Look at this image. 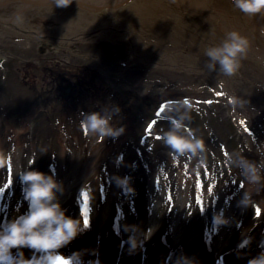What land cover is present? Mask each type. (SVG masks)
<instances>
[{"label":"rangeland","instance_id":"rangeland-1","mask_svg":"<svg viewBox=\"0 0 264 264\" xmlns=\"http://www.w3.org/2000/svg\"><path fill=\"white\" fill-rule=\"evenodd\" d=\"M80 1L88 6L94 0ZM95 2L105 8L124 4ZM7 11H2L4 20L9 16ZM69 11H62L63 15L56 12L35 15L38 21L32 32L35 36L28 38V41L34 39L33 42L18 39L26 35L11 34L7 26L0 27L4 36L0 41L8 46L10 53L22 58V70L28 63L37 69L36 50L40 44L51 41L45 37L46 30L49 25L55 26L56 33L48 32L55 38L54 51L62 54V50L71 51L73 56L70 52L62 56L74 60L73 65L82 70V79V65L86 64L92 72H97L101 84L110 87L102 99L94 100L92 112L110 117L112 127L119 124L118 128H122L129 119L125 128L131 125L144 129L145 143L131 144V141L122 152H110L109 156L107 144L115 142L117 137L100 140L91 134L88 140L80 129L73 138L57 140L56 126L49 124L41 111L42 104L34 100L39 97L38 92L30 95L29 89L18 85V75L7 74L0 84V211L2 207L7 211L14 203L25 209L21 214L28 211L25 186L20 180L22 172L38 170L52 175L54 171L63 187L58 200L73 218L81 220L84 212L94 223L110 213L114 217L111 225L119 219L123 224L128 221L126 225L134 233L156 219L163 230L159 240L165 237V231L171 234L176 230L181 242L197 238L202 241L207 236L215 246L223 228L226 250L247 249L264 242V191L234 171L243 156L258 166L257 174L264 179V167H259L264 164V33L261 32L264 15L246 16L235 9L232 0H133L119 9L104 27L107 22L97 23L99 20L88 16H80L83 18L76 21L77 15ZM89 12L82 13L89 15ZM109 12L105 10V14ZM250 22L254 23L252 28ZM231 31L245 36L249 48L238 72L227 76L218 64L214 70L208 67L211 60L205 52L222 45ZM40 59L42 66L51 61L44 54ZM68 70L75 75L80 72L73 66ZM36 74L39 78V70ZM91 76L84 80L98 84L99 78L93 81ZM160 93L175 95L183 104L169 103L156 112L151 108L140 109L142 99ZM229 97L236 103H230ZM30 116L33 118L28 122ZM181 117L183 125L192 122L191 126L180 129L183 136V131L198 136L203 127L215 131L211 144H204V151H198L201 164L199 156L177 155L169 147L159 148L161 131L172 130L171 120ZM201 118H206L207 124ZM151 119L155 121L152 127ZM127 128H123L124 132ZM22 132H28L22 136L25 144L20 141L13 144L15 135L20 138ZM141 148L148 149L155 159L147 158L144 160L147 164L141 166L130 165L129 161L138 156ZM218 148H227L229 158L222 156ZM84 171V178H79ZM229 174L231 179L225 182ZM126 176L134 191L117 186V178ZM63 193L66 196L61 201ZM245 193L250 197L246 205L241 203ZM72 211L76 213L73 215ZM142 215L147 217L146 222ZM216 217L222 223L215 224Z\"/></svg>","mask_w":264,"mask_h":264},{"label":"clouds","instance_id":"clouds-1","mask_svg":"<svg viewBox=\"0 0 264 264\" xmlns=\"http://www.w3.org/2000/svg\"><path fill=\"white\" fill-rule=\"evenodd\" d=\"M55 6L64 8L73 3V0H54ZM235 9L246 16L264 15V0H232ZM249 48V40L237 31L227 33V38L218 47L208 48L205 55L211 60L208 65L215 69L218 64L220 71L227 76H232L241 67V60L246 57ZM229 102L236 101L229 97ZM187 105V101H185ZM183 117L171 120L172 130L166 133L162 139L173 153L184 155L204 151V142L194 136L186 138L179 134L183 125ZM80 127L85 136L95 134L100 140L106 137H118L123 128H114L110 124V117L99 112H92L84 116L80 121ZM35 161L30 162L31 165ZM238 167L242 168V175L251 183L259 180L257 175L258 166L241 156ZM259 167H264L261 164ZM52 175L38 170H27L20 174V180L24 192V199L28 202V211L12 220L0 225V264H82L81 253L76 252L71 256H64L58 250L70 244L77 236L90 225L89 220L81 223L80 219L72 218L66 214L58 200V193L63 192V187ZM117 186L126 191H134L130 187V178H117ZM249 196L241 202L247 204ZM222 215V214H221ZM215 224L222 223L220 217H216ZM131 248L137 247L135 241L129 237ZM28 248L39 256L33 255L31 259L26 258L23 251L14 255L13 250ZM184 264H189L184 258ZM248 264H264V251L248 260Z\"/></svg>","mask_w":264,"mask_h":264},{"label":"bare ground","instance_id":"bare-ground-1","mask_svg":"<svg viewBox=\"0 0 264 264\" xmlns=\"http://www.w3.org/2000/svg\"><path fill=\"white\" fill-rule=\"evenodd\" d=\"M40 4V5H43L42 7L46 5L48 6H55V3H54V0H0V27H3L5 25H7L8 28H10L11 30V34L14 33V25L13 23L15 24L16 26V29L18 30V32H25V35H26V38H22V40H25L26 43H30L34 41V39H29L28 41V38L29 36H35V33H32L33 31H25L24 29L22 30L21 28L19 29V20H15L13 21L12 19H14L15 17L18 19V17L20 16V18L23 16H27V15H31L32 13V10L36 8L37 6V3ZM108 1V0H106ZM113 1V0H111ZM74 6H80L81 9L83 10H88L89 7L91 6H85V4L80 1V0H73V3H72ZM49 9L51 7H48ZM77 8V7H75ZM26 10V11H23V10ZM3 10H8L7 12L9 13V16L8 18H6L5 20L1 17L3 15L2 11ZM8 19V20H7ZM13 22V23H12ZM255 22V21H253ZM253 22H250V27L252 28L253 26ZM10 23H12V25H10ZM1 29V28H0ZM1 31V30H0ZM262 33H264V30L261 31ZM1 38H4L3 35H0ZM28 36V37H27ZM47 38V40H51V38L45 36ZM47 48L50 49L51 47L53 48L54 47V44H53V40H51L49 43H47ZM51 54H45V56H47L48 58H50L51 56H49ZM85 173L86 171L83 172V176H80L79 178H84L85 176ZM78 178V179H79ZM65 196L66 194L64 195V193L61 195V200L65 199ZM103 221L107 222L108 219L106 216H104L103 218ZM82 223V222H81ZM4 222L2 220H0V225H3ZM105 225V224H103ZM105 226H99L98 223H92L91 225H89V227L87 229H84L78 236L77 238H75L70 244H68L67 246L59 249L58 251L63 254L64 256H71L73 255L74 253L76 252H79V253H85L84 255H81V260L83 261V258L85 256H88V258L90 259V261L93 263L92 259L94 258V255L91 251H97V253L100 251L101 253V257H103L102 259L105 260L106 258L109 260V262L111 263L112 261H117L119 260L118 259V255H119V252L121 251V247L123 248V260L126 259V262H134V264H140L141 260L138 261L140 259V257H138V254H139V248L141 246H139V244L142 242V241H137L135 242L137 247L136 249H133L131 248V245L129 243V239L127 237H124L122 236L121 234H131L129 231H125V230H120V236L118 237H114V233H118L117 231L116 232H110V234H112L113 238H111L110 236H107L106 235V232H105ZM110 228V227H108ZM153 228L154 229H157V222H155L153 224ZM102 234V236L100 235ZM123 234V235H124ZM136 237H139L140 239L142 240H147V242H142L144 243V246L146 247V253H148V256H147V264H149L151 262V264H156V262H159V258L158 256L160 254H163L164 252H169V253H172L170 248L166 245H163L161 244V242H155L153 241L154 239L156 240V236L155 235H150V234H146V235H138V234H135ZM143 236H146V237H143ZM119 241V244H118V247L120 248H117L116 249V241ZM103 241L106 243L104 244ZM123 242L126 243V246H123ZM110 246V248L108 247ZM20 251H23L24 255L26 258H29L31 259L32 256L35 254L37 256L40 255V253H34V250H31V249H28V248H24V249H20V250H17V249H14L13 250V253L14 255H18ZM239 252V251H237ZM237 252L234 254L231 253L229 256H227V259H228V264H233L235 263L236 261L237 262H240L238 260L241 259L242 262H244L245 260L248 259L247 255H243L241 254V256L239 254H237ZM127 253V254H125ZM131 253L132 255H136L135 258H134V261L129 257L128 258V254ZM185 253L188 254V255H192V252L188 249L185 250ZM250 257V256H249ZM138 258V260H137ZM130 259V260H129ZM219 259V263L218 264H226L225 262V257L222 258L221 256L218 257ZM162 260V259H161ZM160 260V261H161ZM178 261H182L181 260H178ZM207 261V264H215L212 260H206ZM202 263V264H206L205 261H202V260H199V254L196 253L195 254V257L194 259H190V263L191 264H199ZM95 263V262H94ZM98 263V262H97ZM108 263V264H110ZM114 263V262H113ZM104 264V263H102ZM112 264V263H111ZM159 264H161V262H159ZM184 264V263H182Z\"/></svg>","mask_w":264,"mask_h":264},{"label":"flooded vegetation","instance_id":"flooded-vegetation-1","mask_svg":"<svg viewBox=\"0 0 264 264\" xmlns=\"http://www.w3.org/2000/svg\"><path fill=\"white\" fill-rule=\"evenodd\" d=\"M52 75H54V73H51Z\"/></svg>","mask_w":264,"mask_h":264},{"label":"snow or ice","instance_id":"snow-or-ice-1","mask_svg":"<svg viewBox=\"0 0 264 264\" xmlns=\"http://www.w3.org/2000/svg\"><path fill=\"white\" fill-rule=\"evenodd\" d=\"M241 187H242V185H241Z\"/></svg>","mask_w":264,"mask_h":264}]
</instances>
